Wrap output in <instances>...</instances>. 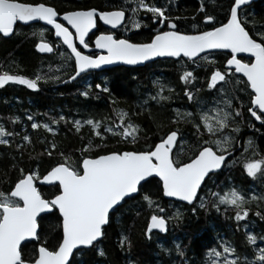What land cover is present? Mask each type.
I'll use <instances>...</instances> for the list:
<instances>
[{
	"label": "snow or ice",
	"instance_id": "obj_1",
	"mask_svg": "<svg viewBox=\"0 0 264 264\" xmlns=\"http://www.w3.org/2000/svg\"><path fill=\"white\" fill-rule=\"evenodd\" d=\"M250 3L251 0H229L226 8L221 6V20L218 18L219 13L208 11L209 6L216 9L217 0H200L196 15L192 17L172 14L170 3L159 4L158 0H124L123 3L114 2L104 10L78 7L62 13L56 7L36 0H0V34L3 37L15 34L17 22L28 24L42 21L51 26L59 45L47 42V30L41 28L38 34H32L38 35L39 39L34 47L40 53H54L58 47H67V56L61 52L60 57L74 61V70L64 83L83 79L103 65H144L158 57H185L193 64L202 60L206 68L210 67L204 82L207 90L215 93L209 107V102L199 95L201 89L185 87L186 99L199 107L195 113L172 109L175 117L169 119L168 123L176 126L167 131H163L167 127L164 121H157L146 107L151 100L163 108L173 97L175 89L162 83L159 78L153 80L157 91L141 103V112L113 108L118 122L107 116L72 120L64 115L49 117L50 122H37L33 114L27 115L33 130L42 128L55 135L56 130L52 125L64 122L70 123L77 134L87 125L90 135L79 149L76 159L60 152V159L42 176L38 168L26 172L18 166L17 158L11 157L13 162L8 170H16L17 177L10 185L9 192L0 191V264H82L85 251H94L100 258L106 257V251L100 246L106 236V229L116 219L114 214L126 198L135 199L136 195L141 196V200L151 210L146 218L145 238L151 240L154 230L167 233L169 223L181 221L183 213L177 209L172 216L164 215L165 209L160 207L150 192L143 191L144 186L155 178H158L157 184L163 197L186 202L192 206L193 215L197 213V208L207 211L209 205L218 214L226 215L228 210H232L234 215L229 219L237 223L239 230L240 222L247 220L250 206L255 203L258 210L254 215L264 220V212L259 210L260 204L264 203V193L245 195L241 189L231 187L221 194L207 187V181L213 175L237 163L236 159L230 158L238 143L237 136L241 132L239 121L245 107L238 93L250 89V106L246 111L264 127V22L257 25L255 17L246 13L245 9ZM197 16L202 17L200 23L205 25L204 29H199L193 23L191 27L195 31L181 30L182 23L189 19L195 21ZM98 21L111 26L113 30L123 28L124 32L147 29L149 35L145 40L135 42L130 37L117 38L112 31L100 32L95 36L94 45L106 54H85L76 42L84 49L89 48L86 37L97 27ZM257 27L261 30L257 31ZM210 50H229L225 64L216 67L215 60L209 59L207 55ZM202 53L206 55L201 56ZM241 53L249 54L248 62L238 58ZM237 73L246 79H236ZM49 79L56 81L59 77H45L37 72L34 78H30L2 71L0 89L16 84L39 91L40 82L46 83ZM179 79L187 86L197 77L186 64ZM94 87L110 94L106 79ZM92 88V84L85 83L80 95L89 97ZM117 103L115 99L112 100L113 105ZM144 112L148 113V119L156 127L157 139L145 148L108 149L107 140L111 138L125 145L139 142L144 129L133 117ZM8 119L12 124L20 122L19 116ZM181 124L190 125L191 131L182 129ZM205 134L208 139H204ZM17 137L19 143L16 142ZM80 139L84 141L83 136ZM190 140L194 142L190 143ZM40 142L46 145L42 155L51 158L57 144L46 140ZM13 145L20 161L26 148H34L27 133L21 136L19 132L9 131L0 123V146L12 148ZM244 145L253 151V157L243 161L244 172L253 180L264 177V156H260L258 146L251 138ZM185 149L191 154L186 155ZM183 156L186 158H181ZM37 181L56 187L57 193L51 199L44 198L36 186ZM202 191L204 195L200 194ZM221 206L224 207V213H221ZM54 213L56 223H49L50 235L45 238L42 236L41 221L44 216ZM244 227L248 225L245 223ZM52 239L54 243H50ZM246 240L249 246H255V264H264V247H259L257 243L264 242V236L248 233ZM22 242L35 244L31 249H26ZM119 247L123 252H131L132 242L128 235L120 236ZM161 248L165 253L171 251L162 245ZM175 252L180 257L185 256L179 244L175 245ZM206 256L205 264H253L247 257L242 261L235 247L226 240H220L216 246L208 248ZM127 264L134 262L129 259Z\"/></svg>",
	"mask_w": 264,
	"mask_h": 264
},
{
	"label": "trees",
	"instance_id": "obj_2",
	"mask_svg": "<svg viewBox=\"0 0 264 264\" xmlns=\"http://www.w3.org/2000/svg\"><path fill=\"white\" fill-rule=\"evenodd\" d=\"M36 2L47 3L56 7L62 13L64 10L78 7H98L104 10L111 7L114 2L123 3L124 0H36ZM199 2L200 0H158L159 4L170 3L172 14L188 17L196 15ZM228 2L229 0H217L216 9L214 10L209 6L208 11L213 12V14L219 13L218 18L222 20L221 6L226 8ZM245 11L255 17L257 25L264 22V0H258L250 4ZM201 20V16H197L195 21L189 19L181 24V30L195 31L196 29L191 27L193 23H196L199 29H204L205 25L200 23ZM41 28L47 30L45 32L47 42L59 45L60 42L54 37L52 30L40 23L17 24L15 34L7 38L0 37V72L8 71L30 78H34V74L37 72L45 77H59V80L56 81L52 79H49L46 83L41 81L39 91H33L27 89L26 86L16 84H9L0 89V123H3L9 131L19 132L21 136L27 133L34 145V148L28 147L25 149L22 161L19 160V154L14 151V145L12 148L0 146V153L3 154L0 157V191L9 192L10 185L17 177L16 170H8L13 162L11 157L15 156L18 166L23 167L26 172L29 169L37 170L38 168L42 176L51 165L60 159V152L76 159L79 156V149L83 146V143H86L90 135L89 126L85 125L81 129V133L77 134L70 123L65 124L64 122L52 125L56 130L55 135L45 132L42 128L33 130L30 126L31 121L27 120L29 114H33L37 122H50L49 117L58 118L60 115L72 120L101 119L107 116L118 122L113 108L125 109L129 112H141V103L157 91L152 83L157 78L162 83L175 89L172 99L166 102L163 108L151 100L148 101L146 106L157 121L163 120L167 125L163 131L176 126L168 123L169 119L175 117L172 109L179 108L182 112L186 110L195 113L197 107H199L186 99L184 96L185 87L192 90L201 89L200 97L209 102L207 106H211L210 102L215 93L209 92L204 82L210 67L206 68L202 60H197L193 64L186 58L161 59L147 63L142 67L115 66L101 71H91L83 79L78 78L75 82L64 83L63 81L67 80L68 75L73 73L74 61H67L60 57L61 52L65 53V56L68 54L63 46L56 48L54 53L37 52L34 45L39 42L38 35L33 36L32 34L34 32L38 34ZM101 28V25H98V31H101ZM260 30L257 27V31ZM148 35L149 31L147 29L124 32L122 28L121 34L116 35V37H130L135 42H141ZM92 38L93 34L87 40L89 45ZM207 55L209 59L215 60L216 67L224 65L228 57V54L224 52H212ZM241 59L248 62L247 58ZM186 64L197 77V80L187 86L179 79ZM235 78L243 80L237 75H235ZM105 79L110 88V94L100 92L94 87L95 84L101 83ZM85 83L93 85L92 95L89 97L80 95V92L84 90ZM249 92L248 89L238 93L245 107L241 121H239L241 132L237 136L238 143L235 145V151L232 152L230 158L236 159L237 163L230 167H224L223 170L207 181V187L211 188L213 192L223 194L229 188L237 187L245 195L264 193V177L253 180L246 175L242 167L244 160L253 157V151L247 149L244 145V142L249 138L258 146L260 156H264V127L256 123L246 111V108L250 106ZM113 99L118 102L116 105L112 104ZM15 116L20 117V122L12 124L8 118ZM133 120L141 124L144 129L140 133L141 139L139 142L135 145H125L118 143L116 138H111L107 140L108 149L117 147L123 150L145 148L147 144L157 139L155 135L156 127L148 119L147 112L134 116ZM180 127L185 131H191L190 125L181 124ZM256 129H259V131H256ZM160 134H163V132ZM81 136L84 137L83 142L80 139ZM208 138L205 134L204 139ZM42 140L49 143L54 141L57 144L51 158L42 155L46 146L40 142ZM16 142H20L19 137L16 138ZM192 142L194 141L190 140V143ZM185 153L186 155L191 154L187 149H185ZM181 158H186V156ZM256 158L260 157L257 156ZM38 189L46 199L52 198L53 194L57 193V188L51 185L39 186ZM143 191L150 192L153 199L158 201L160 207L165 209L164 215L172 216L179 209L183 213V219L181 221H171L165 235L154 232L152 239L148 240L143 233L146 228V218L150 215L151 210L148 209L139 195H136L135 199H126L122 207L114 214L116 219L106 229V236L100 245L106 251V257L100 258L96 256L94 251H85L82 264H127L129 259L134 264H184L185 261L187 264H205L207 249L216 246L220 240L229 241L235 247L236 254L240 256L242 261L247 257L255 264L256 256L253 255L255 246H249L246 240L248 233L255 234L258 237L264 236V220L254 215L258 210L255 203L250 206L251 211L247 220L240 222L239 230H237V223L229 219L234 215L232 210H228L226 215L218 214L209 205L207 211L197 208V213L193 215L192 206L178 201L166 200L159 190L157 179H152L150 184L144 186ZM200 194L204 195V192L202 191ZM198 203L199 201L196 202V204ZM259 210L264 212V203L260 204ZM137 212L139 215H136ZM221 213H224L223 206H221ZM50 222L52 224L56 223L55 213L51 216H44L41 221L42 236H45V238L50 235ZM245 223L248 225L247 228L244 227ZM122 234L128 235L131 239L132 248L130 253L120 250L119 238ZM50 243H54V239ZM257 243L259 247H264V242L258 241ZM34 244L35 242L23 245L26 249H31ZM176 244H179L185 251L184 257L178 256L175 252ZM161 245L163 248L171 250L170 253H165Z\"/></svg>",
	"mask_w": 264,
	"mask_h": 264
},
{
	"label": "water",
	"instance_id": "obj_3",
	"mask_svg": "<svg viewBox=\"0 0 264 264\" xmlns=\"http://www.w3.org/2000/svg\"><path fill=\"white\" fill-rule=\"evenodd\" d=\"M257 1H258V0H251V3H250V4H252V3H254V2H257ZM248 6H249V5H248ZM31 23H37V22H29L28 24H31ZM39 23L51 29V26L46 25L44 22L41 21V22H39ZM97 23L100 24L101 26H103L104 28H108V29H110V30H113V29H111V26L103 24L102 21H98ZM17 24L27 25V24H24L23 22H17ZM65 24H66V22H65ZM66 26H67V25H66ZM70 30H71V29H70ZM95 30H96V28L93 29V30L89 33V35L93 34V33L95 32ZM72 31H74V30H72ZM98 34H99V33H97L96 35H98ZM89 35H88V36H89ZM96 35H94V37H93V39H92V45H91V46L89 45V48L84 49L82 45H79V42H78V41L76 42V43H77V46L80 48V50H82L85 54H88V55H90L89 53H91V52L96 53L95 55L106 54L103 50H100V49H96V48H95L94 40H95V36H96ZM0 37H3L2 34H0ZM3 38H7V37H3ZM55 38H56V37H55ZM87 38H88V37H86V39H87ZM56 39H58V38H56ZM63 47L69 52V50L67 49L66 46H63ZM36 51H37V50H36ZM37 52H39V51H37ZM212 52H224V53L229 54V50H210V53H212ZM39 53H40V52H39ZM204 54H205V53H202L201 56L204 55ZM207 54H208V53H207ZM95 55H93V56H95ZM240 57H248V58H249V54H247V53H241V54H238V58H239V59H240ZM179 58H185V57H178V58H177V57H158V58H155L154 61H156V60H161V59H179ZM186 59H187V58H186ZM154 61L146 62L145 64H147V63H151V62H154ZM145 64H144V65H145ZM144 65H126V64H122V63H117V64H111V65H103L101 69H96V70H92V71H101V70H104V69H106V68H111V67H115V66H125V67H130V68H131V67H142V66H144ZM235 75H239V76H241L243 79H246V78H244V77L242 76V74L237 73V74H235ZM249 90H250V89H249ZM218 172H219V171H218ZM218 172H217V173H218ZM155 179L158 180V178H155ZM36 186H37V188H38L39 186H50V185H47V184L43 183L42 181H37ZM38 190H39V189H38ZM164 198H165L166 200L178 201V202H182V203H184V204H187L186 202L180 201V200H178V199H176V198H169V197H164ZM50 199H51V198H50ZM126 199H127V198H126ZM187 205H188V204H187ZM154 232H157V233H158L157 230H154ZM158 234L165 235L166 233H158ZM22 244H24V242H22Z\"/></svg>",
	"mask_w": 264,
	"mask_h": 264
},
{
	"label": "flooded vegetation",
	"instance_id": "obj_4",
	"mask_svg": "<svg viewBox=\"0 0 264 264\" xmlns=\"http://www.w3.org/2000/svg\"><path fill=\"white\" fill-rule=\"evenodd\" d=\"M98 25L99 24H97V27H96V32L95 33H93V37H94V35H96L97 33H100V32H108V31H112L113 32V34L116 36V35H120L121 34V30H122V28H118V29H115V30H110V29H108V28H104L103 26H101L102 28V30L101 31H98ZM92 35V34H91ZM90 35V36H91ZM89 38V37H88ZM88 38H87V40H88ZM93 39V38H92ZM91 43H92V41H91ZM248 59V61H249V58H247ZM250 91V90H249ZM254 119V118H253ZM255 121V120H254ZM256 123H258V124H260V122L259 121H255ZM253 127V126H252Z\"/></svg>",
	"mask_w": 264,
	"mask_h": 264
}]
</instances>
